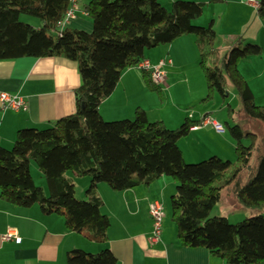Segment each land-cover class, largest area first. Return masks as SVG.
<instances>
[{
  "label": "trees",
  "instance_id": "16d2710c",
  "mask_svg": "<svg viewBox=\"0 0 264 264\" xmlns=\"http://www.w3.org/2000/svg\"><path fill=\"white\" fill-rule=\"evenodd\" d=\"M70 0H0V61L60 57L76 64L80 86L75 90L76 111L44 129H19L11 149L0 146V199L29 208L36 204L44 215L63 217L67 230L103 244L110 220L101 213L99 184L114 192L150 186L161 176L176 183L170 217L181 247L205 249L227 264H264V102L257 105L238 63L259 56L257 44L236 38L222 53L216 32L194 24L203 3L173 0L165 8L157 0H87L83 10L91 20L90 32L60 29L58 23ZM264 0L258 1V14ZM21 15L38 25L22 22ZM193 35L198 67L206 84L201 103L216 93L226 102L233 90L238 111L228 104V115H244L251 124L227 126L235 144V160L211 156L186 164L178 141L198 124L186 120L175 129L150 122L136 109L130 121H105L100 104L114 91L122 73L144 60V52ZM146 87L161 97L159 87L143 71ZM231 113V114H230ZM233 117V116H232ZM246 140V144L242 141ZM34 162L46 181L38 188L27 164ZM88 177L85 200L75 198V184L66 176ZM222 192L246 210L243 221L229 223L225 216L210 217ZM67 264H116L108 249L89 254L75 249Z\"/></svg>",
  "mask_w": 264,
  "mask_h": 264
},
{
  "label": "crops",
  "instance_id": "0c3cea01",
  "mask_svg": "<svg viewBox=\"0 0 264 264\" xmlns=\"http://www.w3.org/2000/svg\"><path fill=\"white\" fill-rule=\"evenodd\" d=\"M172 1L157 0L164 7L170 6ZM195 1L203 3V13L195 25L205 27L212 23L218 51L227 50L239 37L261 47L259 56L242 60L237 66L256 104L261 105L264 102V13L259 15L258 5L249 0ZM251 1L258 4L259 0ZM86 2L75 0L74 18L63 28L90 32L91 20L83 10ZM33 25L37 26L38 21ZM144 58L152 64L163 63L165 81L159 87L161 97L146 87L141 69L129 68L122 73L111 95L100 104L99 114L103 120L130 121L135 110L140 109L148 121H160L169 129L178 127L186 118L199 122L206 114H211L217 121L209 106L201 103L207 90L198 67L193 35H184L170 44L146 50ZM80 83L76 64L64 58L25 57L0 61V93L19 96L24 102L18 110L0 108V146L11 149L19 129H44L74 114L75 90ZM198 103L200 105L197 106ZM190 108L193 109L189 111ZM168 124L174 127H168ZM181 144L186 145L191 160L211 156L223 159L235 155L234 142L225 136V132L217 133L210 125L192 127L186 140L178 141L184 159L186 151ZM27 166L31 172L30 164ZM68 178L77 191L80 180ZM39 180V185L33 180L34 184L46 193V183ZM88 183L80 187L82 191ZM175 188V181L168 176H161L150 186H138L122 192H114L105 184L97 185L96 191L102 200L101 213L110 220L107 240L103 244L67 230L62 216L44 215L36 204L21 208L0 199V264H67V253L75 249L89 254L108 249L116 258V264H227L205 249L180 246L170 217L169 200ZM223 198H226L228 207H240L225 192H222L221 200ZM150 203H156L163 214L162 234L156 244L148 241L152 231L148 213ZM7 232H14L20 242L3 240L2 236Z\"/></svg>",
  "mask_w": 264,
  "mask_h": 264
},
{
  "label": "rangeland",
  "instance_id": "374dc122",
  "mask_svg": "<svg viewBox=\"0 0 264 264\" xmlns=\"http://www.w3.org/2000/svg\"><path fill=\"white\" fill-rule=\"evenodd\" d=\"M192 1H195V0H192ZM165 8H169L168 7H165ZM20 20L22 22H25V23H29V24H36V21L37 19L36 18H33V17H30V16H27V15H21L20 17ZM194 24H195V21H194ZM208 24L205 26L207 27ZM249 41H244L243 44H242V47L245 46ZM252 44V43H250ZM222 53V52H220ZM229 105L234 111H238L239 108H240V102L235 94V92L233 90H229V96L228 98L226 99V102H222L221 100V97L220 95L218 94H214L213 95V98L212 100L208 101L206 103L207 106H209V109L212 110V113L214 114V117L217 119V122L219 124H221L223 126V129H224V132H225V136H227V138H229V140L231 142H234L230 133L228 132L227 130V126H233V125H239L240 127H245L246 125L248 126L249 124L252 123V121H250L248 118H246L244 115H238V114H235V115H228V110L226 109V105ZM200 105V103L197 104V106ZM196 107V106H195ZM193 108H190L189 111H191ZM231 114V113H230ZM233 116V117H232ZM169 126L168 127H174L173 124H168ZM181 125V124H180ZM179 125V126H180ZM178 126V127H179ZM177 128V126H175ZM169 129V128H167ZM175 129V128H174ZM181 140H186V137L182 138ZM180 141V140H179ZM184 142V141H182ZM244 144H246V140L244 139L242 141ZM181 147L184 151L185 154H184V162L186 164H195V163H199L201 162L202 160H205V159H195V160H191L189 159V155L187 154V147L186 145L184 144H181ZM209 158V157H207ZM206 158V159H207ZM222 161H231L233 162L235 160V155L232 154V156L230 158H223L221 159ZM32 170H31V175L33 177V180L35 181V184L36 185H39L40 184V180L41 179L44 183H46L44 177L41 175V173L39 172L36 164L34 162H30L29 163ZM38 176L40 178H38ZM66 176L68 177H71L75 180H80L78 182V185H79V188H77V191L75 193V198L76 199H79V200H85V193L84 191L85 190H81V186L85 183V182H89V178L88 177H75L74 175H72L69 171L66 172ZM83 180V181H81ZM89 185V183H88ZM87 185V186H88ZM81 190V191H80ZM80 192L82 194H80ZM225 200L226 198H223L219 204H217L211 211L210 213V217H214V216H225L227 219H228V222L233 224V223H236V222H240V221H243L245 219V217L247 216V212L246 210H244L243 208H240V207H236V208H232V207H228L225 203Z\"/></svg>",
  "mask_w": 264,
  "mask_h": 264
},
{
  "label": "built area",
  "instance_id": "2783aa9c",
  "mask_svg": "<svg viewBox=\"0 0 264 264\" xmlns=\"http://www.w3.org/2000/svg\"><path fill=\"white\" fill-rule=\"evenodd\" d=\"M249 2H251L255 6L258 5L257 2L251 0H249ZM75 9V0H72V6L65 12L63 19L58 23L60 29H62L71 18H74ZM162 66L163 63L152 64L149 60L144 59L139 62L136 67L144 72H147L153 84L161 86L164 84L165 81V72L162 70ZM23 105L24 102L19 96L7 92L0 93V108L2 110H18L23 107ZM197 125H210L217 133L224 132L223 126L219 124L216 120H214L211 114H206L201 117ZM148 213L152 220V231L148 241L150 244H156L159 242L162 234L163 214L161 208L156 203L149 204ZM2 239L5 241L14 240L17 243L20 242V239L16 237V234L14 232H7L5 235L2 236Z\"/></svg>",
  "mask_w": 264,
  "mask_h": 264
}]
</instances>
